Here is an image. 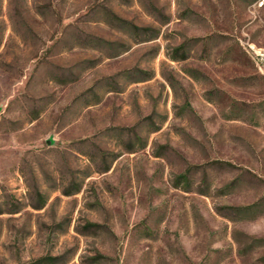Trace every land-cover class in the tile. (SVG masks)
Returning <instances> with one entry per match:
<instances>
[{"label":"rangeland","instance_id":"1","mask_svg":"<svg viewBox=\"0 0 264 264\" xmlns=\"http://www.w3.org/2000/svg\"><path fill=\"white\" fill-rule=\"evenodd\" d=\"M0 264H264V0H0Z\"/></svg>","mask_w":264,"mask_h":264},{"label":"trees","instance_id":"2","mask_svg":"<svg viewBox=\"0 0 264 264\" xmlns=\"http://www.w3.org/2000/svg\"><path fill=\"white\" fill-rule=\"evenodd\" d=\"M238 210H240L241 208L240 207H237Z\"/></svg>","mask_w":264,"mask_h":264}]
</instances>
